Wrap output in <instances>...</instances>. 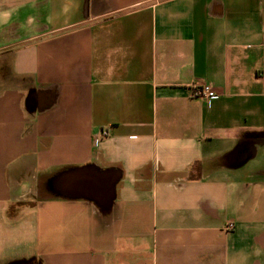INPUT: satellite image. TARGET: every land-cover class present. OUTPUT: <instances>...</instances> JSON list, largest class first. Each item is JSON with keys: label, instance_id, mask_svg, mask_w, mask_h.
Masks as SVG:
<instances>
[{"label": "crops", "instance_id": "0c3cea01", "mask_svg": "<svg viewBox=\"0 0 264 264\" xmlns=\"http://www.w3.org/2000/svg\"><path fill=\"white\" fill-rule=\"evenodd\" d=\"M0 264H264V0H0Z\"/></svg>", "mask_w": 264, "mask_h": 264}, {"label": "water", "instance_id": "95a60500", "mask_svg": "<svg viewBox=\"0 0 264 264\" xmlns=\"http://www.w3.org/2000/svg\"><path fill=\"white\" fill-rule=\"evenodd\" d=\"M69 184L75 187V191L79 192L89 200L99 203L106 201L111 204L114 199L115 184L118 176L109 174L108 170H102L94 165L87 166L85 169L76 170L69 175Z\"/></svg>", "mask_w": 264, "mask_h": 264}, {"label": "built area", "instance_id": "2783aa9c", "mask_svg": "<svg viewBox=\"0 0 264 264\" xmlns=\"http://www.w3.org/2000/svg\"><path fill=\"white\" fill-rule=\"evenodd\" d=\"M191 94L194 97H205L208 100H213L216 98V91L215 89L207 83H194L191 86ZM108 132H103L104 135H106ZM234 226L233 223H229L228 227L232 228Z\"/></svg>", "mask_w": 264, "mask_h": 264}]
</instances>
